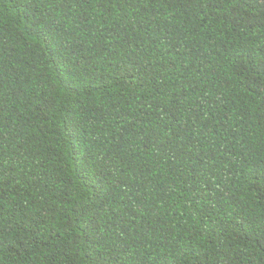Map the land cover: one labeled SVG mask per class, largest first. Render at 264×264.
<instances>
[{"label": "trees", "instance_id": "16d2710c", "mask_svg": "<svg viewBox=\"0 0 264 264\" xmlns=\"http://www.w3.org/2000/svg\"><path fill=\"white\" fill-rule=\"evenodd\" d=\"M0 264H264V0H0Z\"/></svg>", "mask_w": 264, "mask_h": 264}]
</instances>
